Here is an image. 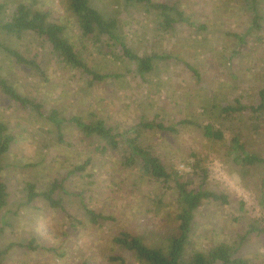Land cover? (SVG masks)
Returning <instances> with one entry per match:
<instances>
[{"label": "rangeland", "instance_id": "1", "mask_svg": "<svg viewBox=\"0 0 264 264\" xmlns=\"http://www.w3.org/2000/svg\"><path fill=\"white\" fill-rule=\"evenodd\" d=\"M20 1L0 3L9 14ZM25 1L49 11L66 27L67 37L79 44L80 31L66 0ZM155 1L180 2L195 26L180 24L165 33L159 30L157 16L140 6L127 5L124 0H91L103 14L118 19L119 34L135 53L171 55L165 61L156 60L155 69L143 78L137 75L135 64L122 57L120 47L108 42L103 53L87 44L91 56L86 58L96 70L125 75L88 88L84 77L53 57L41 41L2 32L0 42L38 61L46 79L18 67L1 49L0 76L22 94L42 102L46 113L57 108L63 117L101 118L118 133L141 120L176 126L177 133L144 131L141 142L170 171H177L189 189L230 197L227 205L203 202L196 213L192 248L207 250L219 243H235L239 257L264 264V165L236 166L230 150L237 136L247 152L264 155V118L253 116L250 110L232 116L220 111L228 105L238 107L239 102L251 107L264 91V0L259 2V26L246 0ZM184 120L191 124L180 125ZM0 123L9 126L15 136L0 178L9 187L7 210L17 212L7 216L10 226L0 236V250L33 239L40 246L37 250L13 248L3 264H118L110 260L113 256H121L127 264H143L112 239L126 231L160 245L177 233L179 204L172 183L164 186L143 177L135 167L125 166L122 152H100L99 144L73 125L62 129L60 141L47 120L14 108L2 93ZM195 123L222 129L223 140L206 138ZM88 159L91 163L85 171L73 173ZM55 179L67 192L61 194L69 213L83 224L72 226L63 212L46 207L40 199L30 206L24 204L26 182L37 183L42 190ZM81 200L114 220L91 225ZM252 225L258 230L248 234ZM51 247L57 253L43 249Z\"/></svg>", "mask_w": 264, "mask_h": 264}, {"label": "trees", "instance_id": "2", "mask_svg": "<svg viewBox=\"0 0 264 264\" xmlns=\"http://www.w3.org/2000/svg\"><path fill=\"white\" fill-rule=\"evenodd\" d=\"M67 7L72 12L80 31L79 44L70 40L66 35V27L52 18L49 11L35 8L34 2L22 0L16 2L12 11L7 14L6 5L0 3V32L8 36H14L22 39L25 36H32L41 41L50 48V54L57 58L59 62L66 67L77 71L84 78L88 88L96 84L103 83L110 79H121L125 75L118 73H102L94 68L86 58L91 56L87 44L93 48H98L104 53L108 42L120 47L122 57L135 64L136 73L140 77L151 73L155 67L156 60L165 61L171 58V55H139L122 40L119 34V23L117 18L108 17L99 9L94 7L91 0H66ZM127 5L140 6L147 13H153L159 19V30L169 33L175 30L177 25H194L191 18L181 9L180 2H164L155 0H124ZM263 0H246V8L253 12V21L256 26L258 20L262 18L259 11V2ZM1 18H7L5 21ZM202 28H205L202 25ZM0 49L3 50L9 58L18 67L35 72L39 77L46 79V73L38 61L28 58L20 51L15 50L0 42ZM102 49V50H101ZM189 66V65H188ZM194 72L195 70L189 66ZM0 93L11 102L14 108L24 112L34 113L40 118L47 120L56 130L57 137L63 141L62 129L66 125H73L79 132L87 138L94 139L98 144V149L102 153L107 151L122 152V159L125 166L135 167L143 177H149L164 186L174 185L176 199L178 202V213L176 221L178 222L177 233L168 237L165 244H152L143 237L123 231L112 240L113 243L121 249L131 252L136 259L143 264H254L249 260L238 256L239 245L226 242L219 243L207 250H196L192 248L194 238V225L196 213L204 201L214 202L221 205L230 204V197L225 194H217L206 190L189 189L187 183L181 180V175L177 171H170L159 156H156L149 147L142 144L141 139L144 131L160 130L170 133H177L176 126L165 127L163 124L141 120L138 125L123 132H116L115 128L109 126L101 118H90L85 121L81 117H63L57 108H52L46 113L45 105L34 97H29L19 92L16 87L9 82L7 78L0 76ZM250 110L256 117L264 118V91L260 92V100L251 107L243 106L240 102L238 107L225 106L221 108V113L233 115L237 112ZM95 116V115H94ZM180 125L191 124L184 120ZM201 129L204 136L208 139L223 140L224 132L222 129H216L213 124L203 125L194 124ZM15 136L9 132V126L0 123V173L5 169L3 160L11 153L14 145ZM234 154V163L236 166L256 167L264 165V155H257L246 151L245 144L240 137H234L231 141V147ZM91 163L88 159L83 165H77L73 173L83 172ZM206 174V171H203ZM53 180L46 189H39L37 183L26 182L24 192L27 198L25 205L30 206L37 199L44 202V205L52 210L61 211L65 214L68 223L77 227L81 220L75 219L68 211L65 198L61 194H67L63 185ZM61 190V191H60ZM9 187L7 183L0 178V213L1 217L0 236L5 232L8 223L9 213L17 214L7 210L9 206ZM82 201L84 217L93 226H99L101 223L114 220L113 217L98 213L89 209ZM23 204V205H24ZM240 210H244V203H240ZM78 222V224H77ZM258 230V227L252 225L248 232ZM246 235L240 236L241 240ZM35 239L29 244L11 243L6 248L0 250V264H3L5 256L13 248H27L37 250L40 246H35ZM45 251L55 252V248H43ZM63 256V254H61ZM111 261L118 264H127L121 256H113Z\"/></svg>", "mask_w": 264, "mask_h": 264}]
</instances>
